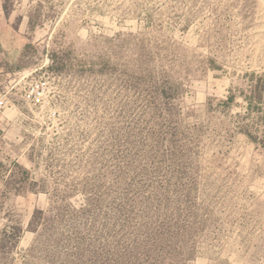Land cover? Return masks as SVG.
Instances as JSON below:
<instances>
[{
    "label": "rangeland",
    "instance_id": "1",
    "mask_svg": "<svg viewBox=\"0 0 264 264\" xmlns=\"http://www.w3.org/2000/svg\"><path fill=\"white\" fill-rule=\"evenodd\" d=\"M20 73L0 264H264V0H0Z\"/></svg>",
    "mask_w": 264,
    "mask_h": 264
},
{
    "label": "built area",
    "instance_id": "2",
    "mask_svg": "<svg viewBox=\"0 0 264 264\" xmlns=\"http://www.w3.org/2000/svg\"><path fill=\"white\" fill-rule=\"evenodd\" d=\"M18 74L0 97V108L20 107L23 103L33 108L47 106L50 101L49 81L43 76Z\"/></svg>",
    "mask_w": 264,
    "mask_h": 264
},
{
    "label": "trees",
    "instance_id": "3",
    "mask_svg": "<svg viewBox=\"0 0 264 264\" xmlns=\"http://www.w3.org/2000/svg\"><path fill=\"white\" fill-rule=\"evenodd\" d=\"M260 81H263V82H264V79H260ZM260 95H261V97H260ZM232 98H233L232 95L228 97L229 100H231ZM256 101L259 102V103H260V102H261V103H264V93H263V95H262V94H259V96L257 95V97H256ZM263 114H264V113H263ZM246 135H247L248 138L251 139L250 133H246Z\"/></svg>",
    "mask_w": 264,
    "mask_h": 264
},
{
    "label": "crops",
    "instance_id": "4",
    "mask_svg": "<svg viewBox=\"0 0 264 264\" xmlns=\"http://www.w3.org/2000/svg\"><path fill=\"white\" fill-rule=\"evenodd\" d=\"M8 87V86H7Z\"/></svg>",
    "mask_w": 264,
    "mask_h": 264
}]
</instances>
